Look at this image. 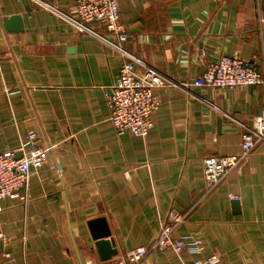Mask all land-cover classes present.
Masks as SVG:
<instances>
[{"label": "crops", "instance_id": "obj_1", "mask_svg": "<svg viewBox=\"0 0 264 264\" xmlns=\"http://www.w3.org/2000/svg\"><path fill=\"white\" fill-rule=\"evenodd\" d=\"M117 3L125 49L175 83L153 90L160 105L144 138L115 133L105 93L121 58L66 20L75 18L74 0H0V153L31 133L47 149L26 201L2 202L0 264L98 262L88 224L100 218L117 256L148 248L171 211L185 216L171 238L201 241L198 255H181L185 264L210 255L264 264V141L211 192L202 165L241 154V135L264 109V85L190 87L202 100L182 87L222 55L264 75V0L260 13L255 0ZM11 17L21 31L4 26ZM140 264L179 260L149 251Z\"/></svg>", "mask_w": 264, "mask_h": 264}, {"label": "built area", "instance_id": "obj_2", "mask_svg": "<svg viewBox=\"0 0 264 264\" xmlns=\"http://www.w3.org/2000/svg\"><path fill=\"white\" fill-rule=\"evenodd\" d=\"M260 1L255 0L257 13H260ZM74 6L75 18L67 17L66 20L78 32L98 38L121 58L118 77L105 93L110 122L115 133L118 136L129 133L140 138L146 137L154 126L153 115L160 105L159 98L153 90L175 83L125 49L124 45L130 36L119 23L117 0H74ZM92 25L104 28L106 35L96 33L91 28ZM259 85H264V75L253 65L237 57L222 55L211 61L191 85L185 84L182 87L189 95L201 99L190 91V87L234 89ZM36 140V134L31 133L16 149L0 153V213L4 210L2 202L5 200L26 201L31 177L46 163L47 149L37 146ZM260 141H264V109L254 119L252 127L241 135L240 155L210 156L203 159L205 190L207 192L214 190L232 170L238 168ZM184 218L183 214L169 212L160 226L156 240L148 248L137 247L107 261H90L85 264H140L149 251L162 254L167 250L178 258L179 264H185L180 259L181 255L184 252L198 255L201 252V241L193 236H184L176 240L171 238L173 231ZM0 240H3L1 234ZM194 264H221V260L217 255H210L197 260Z\"/></svg>", "mask_w": 264, "mask_h": 264}, {"label": "water", "instance_id": "obj_3", "mask_svg": "<svg viewBox=\"0 0 264 264\" xmlns=\"http://www.w3.org/2000/svg\"><path fill=\"white\" fill-rule=\"evenodd\" d=\"M3 24L7 29L12 31H21V21L18 17L4 18ZM218 123V130L220 127V121ZM237 204L236 202L233 203ZM89 231L91 238L94 241L93 247L97 253L99 261H107L117 255V249L114 246L112 240H110V231L104 219L100 218L91 221L89 224ZM107 240H104L106 239Z\"/></svg>", "mask_w": 264, "mask_h": 264}]
</instances>
